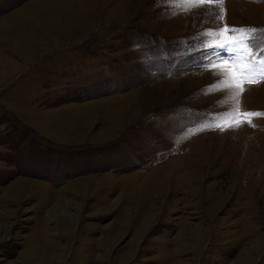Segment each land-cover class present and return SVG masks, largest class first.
I'll use <instances>...</instances> for the list:
<instances>
[{
	"label": "rangeland",
	"instance_id": "1",
	"mask_svg": "<svg viewBox=\"0 0 264 264\" xmlns=\"http://www.w3.org/2000/svg\"><path fill=\"white\" fill-rule=\"evenodd\" d=\"M220 7L0 0V264H264V117L203 128L235 106L205 33L264 0Z\"/></svg>",
	"mask_w": 264,
	"mask_h": 264
},
{
	"label": "snow or ice",
	"instance_id": "2",
	"mask_svg": "<svg viewBox=\"0 0 264 264\" xmlns=\"http://www.w3.org/2000/svg\"><path fill=\"white\" fill-rule=\"evenodd\" d=\"M185 3H200L202 0H184ZM220 7L219 20L225 19L226 10L223 7L225 0H214ZM211 39L204 46L211 47L215 52L207 57L203 65L206 69L215 70L220 74V79L210 86L221 90H228L225 103L235 101L231 111L222 114L210 115L203 128H220L225 131L238 128L244 124L256 127L251 118L264 117V113L242 111L240 98L246 94L251 86L264 83V29L254 27H229L224 24L223 28L205 33ZM247 119H238L237 117ZM230 118L232 123L225 129L221 121Z\"/></svg>",
	"mask_w": 264,
	"mask_h": 264
}]
</instances>
